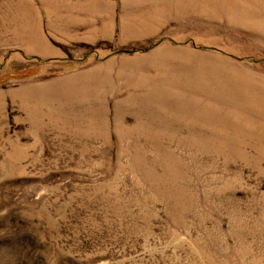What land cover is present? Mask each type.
Instances as JSON below:
<instances>
[{
    "label": "rangeland",
    "instance_id": "obj_1",
    "mask_svg": "<svg viewBox=\"0 0 264 264\" xmlns=\"http://www.w3.org/2000/svg\"><path fill=\"white\" fill-rule=\"evenodd\" d=\"M0 264H264V0H0Z\"/></svg>",
    "mask_w": 264,
    "mask_h": 264
}]
</instances>
